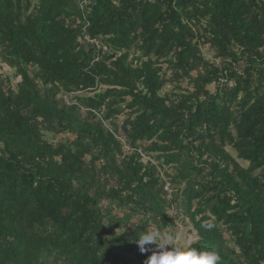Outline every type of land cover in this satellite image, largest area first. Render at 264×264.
Here are the masks:
<instances>
[{
	"label": "trees",
	"instance_id": "16d2710c",
	"mask_svg": "<svg viewBox=\"0 0 264 264\" xmlns=\"http://www.w3.org/2000/svg\"><path fill=\"white\" fill-rule=\"evenodd\" d=\"M0 64V264H264V0H0Z\"/></svg>",
	"mask_w": 264,
	"mask_h": 264
},
{
	"label": "clouds",
	"instance_id": "9594fccd",
	"mask_svg": "<svg viewBox=\"0 0 264 264\" xmlns=\"http://www.w3.org/2000/svg\"><path fill=\"white\" fill-rule=\"evenodd\" d=\"M201 227L211 229V223ZM176 234L173 230L149 225L139 235L135 243L141 253H150L144 264H219L220 255L209 249H184L175 243ZM154 246V249L151 247ZM170 246V247H169Z\"/></svg>",
	"mask_w": 264,
	"mask_h": 264
},
{
	"label": "rangeland",
	"instance_id": "374dc122",
	"mask_svg": "<svg viewBox=\"0 0 264 264\" xmlns=\"http://www.w3.org/2000/svg\"><path fill=\"white\" fill-rule=\"evenodd\" d=\"M203 52H204V54H206L207 58L211 57L210 52L207 51V47L203 48ZM0 66H1V64H0ZM163 67L165 68V66H163ZM10 73L11 72L8 73L7 68L2 66V69L0 70V76L2 77V79H4L5 77L8 76L10 78V84H11V85L10 84L9 85L11 86V88H15V84L17 82V79L13 78L12 74H10ZM168 77L169 76L167 74V78ZM174 86H175V83H172L171 85L167 84L163 88V92H168V91L172 90L170 92H174L176 94L177 93L181 94L184 90H187L188 92L192 91V87H191V85L188 84L186 79H183L179 82V85H178L179 89L174 88ZM122 118H123L122 116L118 117L117 122H121ZM118 138L121 140V142H123V139H121L120 137H118ZM125 150H126V147H125ZM227 150L229 151V149H227ZM232 155H234V154L232 153ZM141 159L143 160V162H146L147 161L146 155L142 154ZM243 165L245 166V164H243ZM159 172H160L161 178H163L162 182L165 183L164 190L167 191L168 199H169L170 198L169 196L171 195L172 189L168 186V184H169L168 179H169V177H172L175 175V169L172 166L168 167V168L165 167V168H161V170H159ZM172 209H175V208L172 207ZM169 212L172 215V218H175V214L172 213L171 211H169ZM185 222H186V220L183 222L182 218H177L176 219V228L174 227V228L168 229V230H173L175 232V234H176L175 243L184 249L190 243H192V241H194V235H193L191 226L188 224V222H186L188 225L185 226L184 225ZM151 247L154 249V246H151ZM147 254L149 255L150 253H147Z\"/></svg>",
	"mask_w": 264,
	"mask_h": 264
}]
</instances>
